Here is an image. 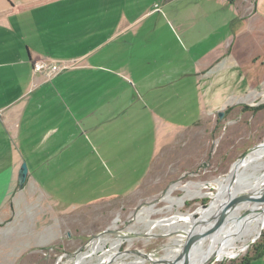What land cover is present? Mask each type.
I'll return each instance as SVG.
<instances>
[{
	"label": "crops",
	"instance_id": "0c3cea01",
	"mask_svg": "<svg viewBox=\"0 0 264 264\" xmlns=\"http://www.w3.org/2000/svg\"><path fill=\"white\" fill-rule=\"evenodd\" d=\"M39 59L69 66L35 72ZM258 92L264 0H0V234L29 215L42 244L82 241L61 221L91 191L134 195L166 134Z\"/></svg>",
	"mask_w": 264,
	"mask_h": 264
},
{
	"label": "rangeland",
	"instance_id": "374dc122",
	"mask_svg": "<svg viewBox=\"0 0 264 264\" xmlns=\"http://www.w3.org/2000/svg\"><path fill=\"white\" fill-rule=\"evenodd\" d=\"M260 103H264V97L263 93L259 95L258 92L247 105L238 104L220 109L222 117H219L220 112H215L206 115L192 127L166 134L146 178L134 195L126 197L127 195L122 194L124 191H116L118 195L115 198L95 201L102 194L111 191L105 188L91 191L93 204L64 216L65 221L61 223L65 222L62 223L65 230L72 232L77 228L80 231L90 230L92 239L86 240V237L82 241H70L71 238L68 239L63 232L61 244H42L39 241L47 240L51 232L47 233V229H34L33 221L28 215L25 217L27 221H22V227L14 224L5 230L6 233L0 234V254L9 251L6 249L8 247L13 249L21 245V233L28 234V240L19 250H23L28 244L29 253L21 260L13 261L9 257L0 256V264H141L142 261L143 264H152L155 259L171 256L175 245L184 241V236L180 234L183 232L179 231H183L187 223H190L181 217L201 215L199 209H207L211 205L217 191L216 180L226 177L236 159L264 140V108L252 110L244 107H254ZM101 180L102 187L105 182H112L109 179ZM252 193L253 191H246L241 194ZM204 206L208 207L203 208ZM252 215L253 213L247 218ZM175 216L178 222L172 226L155 223L159 220L166 223ZM47 218L51 221L50 216ZM178 225H182L181 228ZM111 229L132 234L131 238H120L112 233L93 237L99 231ZM259 232L261 233L256 238H249L251 241L240 252L238 251L243 242L237 241L235 256L220 260L213 258L206 264L238 263L244 256L252 255L254 244L259 242L264 233V224ZM81 246L80 253L76 255L77 248ZM49 247H53V250H49ZM116 252L121 255H116ZM112 253L116 255L115 258L109 257ZM143 255L145 259L139 258Z\"/></svg>",
	"mask_w": 264,
	"mask_h": 264
},
{
	"label": "bare ground",
	"instance_id": "6f19581e",
	"mask_svg": "<svg viewBox=\"0 0 264 264\" xmlns=\"http://www.w3.org/2000/svg\"><path fill=\"white\" fill-rule=\"evenodd\" d=\"M263 147L264 140L259 142L253 150L246 153L238 163L231 165L226 177L216 180L217 191L213 195L214 197L211 205L207 209H199V213L201 215H199L200 217L198 219H195L193 214L181 217V219L191 223H187V226L183 229V231H191L192 233L202 232L210 227L219 212L228 204L230 199L243 192L253 191L252 194L248 195L254 197V200H246L232 207L227 213L224 225L216 232L203 237L195 244L187 259L188 264H206L213 258H215V260H220L223 257L230 258L235 256L237 253V241L243 242L241 249L238 251L240 252L247 246L248 241H251L249 238H256L258 235L264 224V202L258 200L264 191ZM244 203H248V205L245 206ZM243 210L246 211L245 214L242 213ZM251 213H253L252 217L247 218ZM209 216H213L210 221L207 220ZM195 221L199 224L193 227L192 225ZM177 222L178 218L176 216L173 219L167 220L166 223H164L163 220L155 221V223L168 224L170 226ZM178 226L181 228L182 225ZM179 230L180 229H178V231ZM95 249H97V247ZM178 251L179 249H175L173 254L171 256L168 255L167 257H170L169 259H173L177 255ZM115 254L121 255L118 252ZM116 255L112 253L109 257L115 258ZM144 257L145 256L143 255V257L139 258L145 259ZM181 263L182 260L176 262V264ZM141 264H143V261Z\"/></svg>",
	"mask_w": 264,
	"mask_h": 264
},
{
	"label": "water",
	"instance_id": "95a60500",
	"mask_svg": "<svg viewBox=\"0 0 264 264\" xmlns=\"http://www.w3.org/2000/svg\"><path fill=\"white\" fill-rule=\"evenodd\" d=\"M222 116H223V112H220L219 117H222ZM257 145L258 144L250 147L240 158L236 159L232 165L238 163L245 156L246 153L253 150ZM26 176H27V165L25 162H23L21 167H20L19 174H18V182L20 185H22L24 183ZM254 199H255L254 197H251L250 195H247V194H241V195L235 196L232 199H230V201L228 202V204L224 208H222V210L219 212V214L217 215V217L215 218L213 223L206 230L199 232V233H192L191 231L185 232V230L179 231V232H183L180 234H182L184 236V241L175 245L176 246L175 249H179L177 255L173 259H169L170 257H166V258H162V259H155L152 264H176V262L179 260H182L181 264H188L187 259H188L189 255L191 254L195 244L200 239H202L203 237L210 235V234L216 232L218 229H220L224 225L226 218H227V213L232 207H234L235 205H237L240 202H243L246 200H254ZM258 200L261 202H264V191H263L262 196ZM209 205H210V203H209ZM208 206H204L203 208H207ZM243 214H245V213H243ZM199 217L200 216L198 215L197 217H195V219H198ZM212 217L213 216H211V217L209 216L207 220H209V221L212 220ZM198 224L199 223L197 221H195L192 226L194 227V226H197ZM104 232H108V231L98 232L93 237L94 238L99 237ZM113 232H115V231H113ZM260 233L261 232H259V234ZM259 234L257 236H259ZM81 248H82V246L79 249H77L76 254L81 251Z\"/></svg>",
	"mask_w": 264,
	"mask_h": 264
},
{
	"label": "built area",
	"instance_id": "2783aa9c",
	"mask_svg": "<svg viewBox=\"0 0 264 264\" xmlns=\"http://www.w3.org/2000/svg\"><path fill=\"white\" fill-rule=\"evenodd\" d=\"M68 66H69V64L66 61L54 63V62H50L47 59H39V60H36L33 62V71H35V72H49L51 74V73H55L61 69L67 68ZM90 242H91V239H90ZM76 255H78V253Z\"/></svg>",
	"mask_w": 264,
	"mask_h": 264
},
{
	"label": "trees",
	"instance_id": "16d2710c",
	"mask_svg": "<svg viewBox=\"0 0 264 264\" xmlns=\"http://www.w3.org/2000/svg\"><path fill=\"white\" fill-rule=\"evenodd\" d=\"M244 107L252 108V110H255V109L264 108V103H260L254 107H249V106H244ZM253 247H254V253L252 255H246L242 258V260H240V262L232 263V264H248L250 260L264 256V233L261 235V239L259 240V242L254 244Z\"/></svg>",
	"mask_w": 264,
	"mask_h": 264
},
{
	"label": "flooded vegetation",
	"instance_id": "af4514ba",
	"mask_svg": "<svg viewBox=\"0 0 264 264\" xmlns=\"http://www.w3.org/2000/svg\"><path fill=\"white\" fill-rule=\"evenodd\" d=\"M102 231H106V230H102ZM102 231H99V232H102ZM113 231H115V232H113ZM122 231H119V230H108V232H104V233H112V234H114V236H118V237H124V235H125V237L126 236H128V238H129V236H131V235H127V233H121ZM183 236V235H182ZM89 238H91L92 239V237L90 236V237H88L87 239H89ZM86 239V240H87ZM77 249H79V247L77 248ZM77 251V250H76Z\"/></svg>",
	"mask_w": 264,
	"mask_h": 264
}]
</instances>
